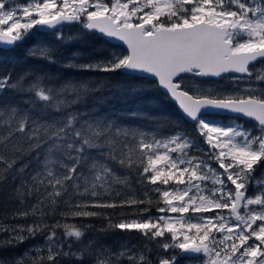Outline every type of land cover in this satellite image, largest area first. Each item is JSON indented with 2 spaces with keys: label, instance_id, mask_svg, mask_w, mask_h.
<instances>
[{
  "label": "snow or ice",
  "instance_id": "1",
  "mask_svg": "<svg viewBox=\"0 0 264 264\" xmlns=\"http://www.w3.org/2000/svg\"><path fill=\"white\" fill-rule=\"evenodd\" d=\"M71 25L79 31L66 34ZM33 30L59 43L28 58L94 75L0 76V191L16 205L0 214V264H177L183 254L264 264V0H0V45L15 50ZM89 34L117 44L58 59ZM149 89L174 104L175 120L138 107L129 115L142 127L86 107L142 104ZM117 208L128 218L94 210ZM88 218L106 221L101 232L138 233V244L86 238Z\"/></svg>",
  "mask_w": 264,
  "mask_h": 264
},
{
  "label": "trees",
  "instance_id": "2",
  "mask_svg": "<svg viewBox=\"0 0 264 264\" xmlns=\"http://www.w3.org/2000/svg\"><path fill=\"white\" fill-rule=\"evenodd\" d=\"M18 2H24V0H18ZM79 31L78 25H71L65 26L64 32L66 34H75ZM34 35L31 37L30 40L25 42V45L15 49V50H8V48L0 47V76L4 75L5 73L11 72L13 77L16 75L26 71L32 70L37 73H47L51 76L55 77L57 81L61 80H83L91 77L94 74L91 73H84L79 72L77 70L66 68L61 63H48L44 60H33L27 57V51L29 47H33L37 44L41 45H57L59 42L55 40V37L52 33H44L37 30H33ZM112 44L106 40L98 36H93L91 34L85 36L81 40L73 41L72 43L60 47L58 52V59L62 61H68L72 59V53L76 52L79 54V58L84 59L89 56V54H94L96 49L103 47L104 49H108ZM115 50V49H113ZM122 79V78H118ZM150 96L143 102L142 104H135L130 102H124L119 99H108V100H101L98 104L95 100L89 101V104L86 106L87 108H96L97 114H103L108 117L117 119L122 123H134L139 124L142 127L149 126L144 124V122L140 120H134L129 113L131 111L136 110L138 107L141 108L143 111L146 112H153V113H163L173 120H175V112L176 108L174 104L166 99L160 92L149 89ZM103 96H110V93H103L98 94ZM5 96L10 99L13 103L20 102V97L14 95L12 92H6ZM84 108L85 106H79ZM181 125L185 128L190 129V125L183 124ZM247 126H252L253 123L247 122ZM164 132H168L169 129H163ZM30 159L29 157H25L24 161ZM214 165V164H213ZM31 167H35V165H31ZM29 169V170H30ZM257 175H260V171L257 172ZM19 181L10 182L6 186V190L12 187H15ZM255 189H250V194L254 193ZM4 191H0V214L5 212L12 211L16 205L12 201L5 202L3 200ZM96 211H103L109 214L115 213L112 215V219L114 221H118L120 219L128 218V217H121L119 214L121 212L127 213L130 211L127 208H117V209H94ZM151 214H158L155 212V203L153 204L152 213ZM59 218V217H56ZM27 222H30L33 218L28 217L26 218ZM26 219H18L16 221H6V222H14V223H25ZM51 222V221H50ZM69 223L71 224H79L81 223L80 218L71 219L69 218ZM84 223H91L95 226V231L89 230L86 232V238L96 239L99 243L104 244L106 246H111L115 249L118 242L125 240L128 237H131L132 244H138L137 237L139 236L138 233H125L119 231H107L101 232L99 231L102 225H106V221L100 218H88L87 220L83 221ZM58 232H62V229L57 230ZM43 240L41 237H36L34 240H27L23 244L18 245V247L9 250V255H15L17 257L22 256L25 252H27L30 248L42 243ZM75 247V245H74ZM179 253V250H176ZM164 255H167L165 253ZM186 260L179 256L178 261Z\"/></svg>",
  "mask_w": 264,
  "mask_h": 264
},
{
  "label": "water",
  "instance_id": "3",
  "mask_svg": "<svg viewBox=\"0 0 264 264\" xmlns=\"http://www.w3.org/2000/svg\"><path fill=\"white\" fill-rule=\"evenodd\" d=\"M40 32H44V33H51V31H47V30H43V31H40ZM108 42H111L112 44H117L116 41H108ZM0 47L2 48H7L6 46H3V45H0ZM214 116H217V114H213ZM219 116H224L225 114L221 113V114H218ZM246 121H252V120H246ZM253 123H255V121H252ZM184 256H187V257H190V258H196L198 256H196L195 254L193 255H188V254H183Z\"/></svg>",
  "mask_w": 264,
  "mask_h": 264
},
{
  "label": "flooded vegetation",
  "instance_id": "4",
  "mask_svg": "<svg viewBox=\"0 0 264 264\" xmlns=\"http://www.w3.org/2000/svg\"><path fill=\"white\" fill-rule=\"evenodd\" d=\"M259 67V65H258ZM198 263V260H192V261H187V260H181L179 261L177 264H197Z\"/></svg>",
  "mask_w": 264,
  "mask_h": 264
},
{
  "label": "rangeland",
  "instance_id": "5",
  "mask_svg": "<svg viewBox=\"0 0 264 264\" xmlns=\"http://www.w3.org/2000/svg\"><path fill=\"white\" fill-rule=\"evenodd\" d=\"M210 119H213V120H215V118H210ZM213 167H215V165H213ZM197 264H199V263H197Z\"/></svg>",
  "mask_w": 264,
  "mask_h": 264
}]
</instances>
